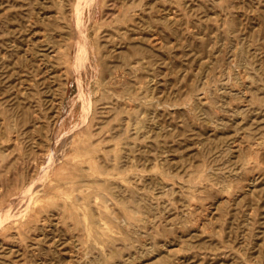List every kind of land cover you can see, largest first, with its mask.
Here are the masks:
<instances>
[{"label":"rangeland","instance_id":"1","mask_svg":"<svg viewBox=\"0 0 264 264\" xmlns=\"http://www.w3.org/2000/svg\"><path fill=\"white\" fill-rule=\"evenodd\" d=\"M35 2L0 0V264H264V0ZM33 42L58 51L39 75L22 57ZM114 45L121 52L104 61L115 82L101 87L111 76L93 47L102 55ZM63 71L71 87L59 109ZM73 136V145L82 137L106 150L119 142L118 169L105 174L121 180L59 187L58 173L104 176L102 158L81 164ZM55 157L56 166L34 165ZM36 178L42 196L28 198ZM61 195L91 200L80 222L68 219ZM105 219L125 237L86 242L85 226Z\"/></svg>","mask_w":264,"mask_h":264},{"label":"bare ground","instance_id":"2","mask_svg":"<svg viewBox=\"0 0 264 264\" xmlns=\"http://www.w3.org/2000/svg\"><path fill=\"white\" fill-rule=\"evenodd\" d=\"M8 1V0H7ZM111 2H112V0H111ZM115 2V1H114ZM114 2H113V4H114ZM130 2V0H123V4H124V6H126V4L127 3H129ZM8 3V2H7ZM36 6H35V9L37 10L38 9V7L40 6L41 7V5L43 6V4H42V2H41V0H36ZM33 6V5H32ZM111 6H113V5H111ZM34 8V7H33ZM128 11H131V9H129ZM35 16H37V12L35 11ZM34 15V14H33ZM37 18V17H36ZM84 18V17H83ZM132 20H134L133 19V17L131 18ZM84 20V19H83ZM84 23V22H83ZM85 24V23H84ZM87 25V24H86ZM15 26V25H14ZM76 27H77V25H76ZM79 27V26H78ZM81 27V26H80ZM86 27H88V26H86ZM17 28H19V27H17ZM84 28V27H83ZM78 30V28H75V30ZM81 29V28H80ZM93 29H95L94 31H98V29H100V27H95L94 28V26H93ZM88 30V29H87ZM84 31V30H83ZM76 32V31H75ZM85 32V31H84ZM83 32V33H84ZM74 33V32H73ZM78 33V32H77ZM87 33V32H86ZM75 35V34H74ZM80 35V34H79ZM77 37V36H76ZM80 37V36H79ZM81 37H82V35H81ZM87 37V36H86ZM78 39H80V38H78ZM10 40V42H13V41H15V39H9ZM75 40V39H74ZM81 40V39H80ZM79 40V41H80ZM86 40V39H85ZM87 40H88V38H87ZM161 40V39H160ZM34 41V40H33ZM8 42V41H7ZM77 41H75V43H76ZM81 42V41H80ZM88 42V41H87ZM86 42V43H87ZM34 43V47H35V51H33V52H29L28 50L25 52V54L24 55H22V57H23V59L24 60H29V59H31L32 61H33V66H34V69L32 70V71H30L31 73H36L37 72V75H39L40 73H41V71H40V69H42V66L45 68V69H47L48 68V65L46 64V62H45V60L44 59H46L47 57H54V56H56V54H58V51H57V49L55 50V49H51L49 46H47V47H45L44 49H41V47H42V45L41 44H39L38 42H33ZM80 44L81 43H79V46H80ZM118 44H119V42H118ZM76 45H77V43H76ZM84 46V45H83ZM86 46L88 47V44H86ZM86 46H85V48H86ZM90 47H91V44L89 45ZM108 47V46H107ZM80 48V47H79ZM84 48V49H85ZM122 46H119V45H114L113 47H108V49L106 50V53H103L102 55H100L99 53H98V47H93V57H94V59L96 60V61H98V64L99 65H103V67L105 68V69H107V72H108V75L109 76H111V78L108 80V81H106V78L107 77H104L103 79H101V81H98L97 83L99 84V86H101V87H105V86H107V85H109V84H113L115 81H114V79L116 78L115 77V74H116V72H117V69H116V67L115 66H113V65H111V66H108V63L107 62H105L104 61V57L105 56H112V53H114V52H121L120 50H122ZM141 48H143V46L141 47L140 46V49ZM241 48V47H240ZM16 49V48H15ZM145 49V48H144ZM142 50V49H141ZM147 50H148V48H147ZM242 50V49H241ZM148 52H150V51H148ZM147 52V53H148ZM146 53V54H147ZM15 54V53H14ZM78 55H79V57L82 55V49L80 48L79 50H78ZM77 54H76V56H78ZM22 61V60H21ZM128 62H129V64H127V66L124 68L125 70H127V71H129V72H134L135 71V69H136V67H137V61H133V62H130L129 60H128ZM45 73H47L46 74V80H49V79H52L53 78V76H51L49 73H48V71L46 70L45 71ZM63 73V76H64V79H63V81H65V84L64 83H62L63 85V95L59 98V99H57L58 100V102H57V104H58V106H59V109L63 106V103H64V100H65V97H66V95H67V93L69 92V88L71 87V78H70V75H69V71H63L62 72ZM127 73V72H126ZM28 75V74H27ZM62 76V75H61ZM82 81V80H81ZM83 82V81H82ZM110 89L111 88H109V91H110ZM104 90H107L106 88L104 89ZM108 91V92H109ZM58 92V91H57ZM111 92V91H110ZM113 92V91H112ZM111 92V93H112ZM114 93V92H113ZM15 94H16V92H15ZM54 94V93H53ZM32 95V94H31ZM113 95V94H112ZM117 96V95H116ZM22 97V96H21ZM118 97V96H117ZM120 97V96H119ZM122 98V97H121ZM52 100V99H51ZM33 101V100H32ZM47 101V100H46ZM134 101V100H133ZM39 102V101H38ZM40 103V102H39ZM120 103V102H119ZM134 103H136V102H134ZM35 104V103H34ZM127 104V103H126ZM116 105V104H115ZM35 106V105H34ZM39 106V105H38ZM112 106V105H111ZM27 107V106H26ZM107 107V106H106ZM35 108V107H34ZM121 108V107H120ZM119 108V109H120ZM107 109V108H106ZM125 109H127V108H125ZM136 109V108H135ZM102 110H104V109H102ZM114 110H115V107H114ZM114 110H113V112H114ZM15 111V110H14ZM109 111V110H108ZM116 111H119V110H116ZM125 111V110H124ZM134 111V108L132 107V108H130V109H128V112L130 113V112H133ZM111 113H112V111H110ZM87 113H89V111L88 110H85L84 111V116H83V118L82 119H84V117L86 116V114ZM98 113H100L99 111H98ZM101 114V113H100ZM105 114H107V113H105ZM116 114H117V112H116ZM53 115H55V114H53ZM112 115V114H111ZM26 116V115H25ZM113 116V115H112ZM99 117V116H98ZM136 117V116H135ZM135 117H134V119H135ZM19 119V118H18ZM81 119V120H82ZM100 119V118H99ZM128 119V118H127ZM142 119V118H141ZM104 120H106V119H104ZM143 120V119H142ZM83 122H84V120H82ZM109 121V120H108ZM144 121V120H143ZM107 123V121L105 122V124ZM22 124V123H21ZM81 124V123H80ZM87 124V123H86ZM124 124V123H123ZM30 125V124H29ZM104 125V124H103ZM120 125H122V124H120ZM96 126V125H95ZM99 126H101V125H99ZM127 126V125H126ZM134 126V125H133ZM147 126V125H146ZM143 124H142V122L140 121L139 123H138V126H137V131H139V130H141V129H143V128H145V127H143ZM34 128V127H33ZM117 128V127H116ZM124 127L122 126V129H123ZM135 128V127H134ZM133 128V129H134ZM12 129V128H11ZM115 129H113L112 131H114ZM120 130H121V126H120ZM147 130V129H146ZM69 131V130H68ZM99 131V130H98ZM132 131V130H131ZM133 131H135V130H133ZM124 132V131H123ZM127 132V131H126ZM148 132V131H147ZM72 133V132H71ZM98 133V132H97ZM118 133V132H117ZM23 134V133H22ZM69 134H70V132H69ZM107 134V133H106ZM105 134V135H106ZM135 135V134H134ZM114 136V135H113ZM4 137H5V135H4ZM71 137V136H70ZM104 137V136H103ZM118 137V136H117ZM116 137V138H117ZM144 137V136H143ZM6 138V137H5ZM15 138V137H14ZM88 138V137H87ZM102 138V137H101ZM126 138V137H125ZM129 138V137H128ZM134 138V137H133ZM136 138V137H135ZM134 138V139H135ZM68 140V139H67ZM79 141L81 142V143H83V144H78L77 143V145H73V143H74V136H73V140H72V144L71 145H73L74 147H75V149H77V146H83V150H82V152H83V154L82 155H84L86 158H84V160L81 162V164H84V163H88L89 164V169H91V168H93L94 166H96L95 165V163H96V161L98 160V158L99 159H103L104 161H105V163H103V162H101V166L99 167V166H96V169H97V171L98 172H100V173H102L104 176H100V175H95V174H93L94 172L93 171H91V174L92 175H89V176H87V175H85V177H83L82 176V178L81 179H79V176L80 175H73V176H70L69 177V179H68V177H66V176H64V174L62 175L61 173H58V175H57V172H56V177H55V179L53 180V181H56L57 183H58V186L60 187V186H62L63 184H67V185H69V184H71V186L72 187H74V186H77L76 185V182H81V181H83V182H87L88 184H95V183H97V182H105V183H107L108 181H111V180H116V179H120L121 180V177L118 175L117 176V173L116 172H111V174L113 175L111 178H109L105 173H107L110 169H112L113 171H115L116 169H118V165H117V162L120 160V156H119V152H120V149H119V142H116L115 144H113V147H112V149L111 150H106V149H104V147H102V145L101 144H99L98 143V145H94L93 143H87L85 140H84V138H80L79 139ZM99 141V140H98ZM101 141V140H100ZM99 141V142H100ZM105 142V141H104ZM133 142L135 143V141L133 140ZM67 142H64V146L62 147L63 149V153L65 154V155H67V153L65 152V151H67V149H68V146H67V144H66ZM133 143V144H134ZM63 144V143H62ZM122 144H124V143H122ZM127 145H129V144H127ZM260 145V144H259ZM124 146V145H123ZM134 146V145H133ZM237 146H239V145H237ZM261 146V145H260ZM129 147V146H128ZM240 147H242V146H240ZM110 148V147H109ZM108 148V149H109ZM260 148V147H259ZM130 149V148H129ZM236 149V148H235ZM134 150V149H133ZM233 150H234V148H233ZM237 150V149H236ZM2 151V150H1ZM109 151H111L112 152V154L110 153L109 154ZM241 151V150H240ZM8 152V151H7ZM129 152V151H128ZM2 154V153H1ZM0 154V155H1ZM102 154V155H101ZM130 154H132V153H130ZM133 157V156H132ZM34 159V161H36L35 163H34V165L36 166V167H44V166H46V165H48V166H56V164H57V161H59L58 159L59 158H57V157H55V158H52L51 160H49V162H42V161H39V159L38 158H33ZM38 160V161H37ZM110 161V162H112V165H107L106 164V161ZM123 160V159H122ZM126 160V159H125ZM130 161V160H129ZM67 162V161H66ZM124 163V162H123ZM2 164V163H1ZM29 164V163H28ZM27 164V165H28ZM80 164V165H81ZM127 164V163H126ZM6 166V165H5ZM4 166V167H5ZM127 166V165H126ZM3 167V166H2ZM124 167V166H123ZM7 168H8V165H7ZM101 168V169H100ZM128 168V167H127ZM126 168V169H127ZM6 170V169H5ZM109 173V172H108ZM87 176V177H86ZM107 176V177H106ZM124 178V177H123ZM134 178H136V177H134ZM131 179V178H130ZM134 180V179H133ZM133 180H131V181H133ZM140 180V179H139ZM52 182V181H51ZM128 182V181H127ZM32 183H34V185H35V189H34V191L33 192H29V197L28 198H39V196H42L41 194L43 193L42 192V189H40L39 187L40 186H42L43 184H42V181H40V179L39 178H36V180L34 179V181L32 182ZM29 184H31V183H29ZM33 185V186H34ZM87 185V184H86ZM85 184L83 185V187L84 186H86ZM36 186H37V189H36ZM110 186V185H109ZM114 186H116V185H114ZM133 186V185H132ZM136 186H138V185H136ZM136 186H134L135 188H136ZM251 186V185H250ZM253 186V185H252ZM32 187V186H31ZM118 187V186H117ZM145 187V186H144ZM143 187V188H144ZM64 188V187H63ZM110 188V187H109ZM119 188H120V186H119ZM126 188V187H125ZM130 189V188H129ZM120 190H122V189H119V191ZM139 190V189H138ZM46 192V195H48L49 194V190H45ZM145 191H147V189H145ZM145 191H143L144 193H145ZM83 193V192H82ZM87 193H88V191H87ZM116 193H118V194H120L119 192H116ZM123 193H124V190H123ZM144 193H143V195L142 196H144ZM147 193V192H146ZM130 194V193H129ZM24 195V194H23ZM45 195V194H44ZM125 195H126V193H125ZM62 196V199H63V201H64V203H62V204H64V206H65V209H66V215L68 216V219L70 218V219H72V220H76L77 222L79 221L80 222V218H82V216L80 217V213H83L84 214V210H86L87 209V207H88V205H90V202H91V200L89 199V198H87L86 196L87 195H82L81 196V198L83 199V202H82V204L81 205H75L73 202H74V200L72 201V199L70 198V196H64V195H61ZM92 196V195H91ZM128 196H130V195H128ZM132 196H133V194H132ZM138 196V195H137ZM140 196V195H139ZM142 196H140L141 198H142ZM72 197V196H71ZM146 197H148V196H146ZM28 198H27V200H26V203H27V207H26V211H28L29 213L30 212H36V210L37 209H34L35 208V206L37 205V204H35L33 207H32V205H31V207L28 205ZM118 198V197H117ZM123 198V197H122ZM128 199V198H127ZM135 199V198H134ZM143 199V198H142ZM147 200V199H146ZM15 201V200H14ZM109 201V200H108ZM134 201V200H133ZM141 201V200H140ZM143 201H145V200H143ZM81 202V201H80ZM111 202V201H110ZM99 203L100 202H96L95 204L98 206L99 205ZM109 203V202H108ZM142 205H144V204H142ZM113 206V205H112ZM86 207V208H85ZM39 208H41V207H39ZM114 208V207H113ZM112 208V209H113ZM117 208H119V207H117ZM135 208V207H134ZM140 208H141V206H140ZM139 208V209H140ZM146 208V206L144 207V209ZM62 209V208H61ZM118 210V209H117ZM146 210V209H145ZM51 212V211H50ZM65 212V211H64ZM145 212V211H144ZM53 213V212H52ZM103 213H104V211H103ZM123 213H125V211L123 212ZM146 213V212H145ZM34 214H36V213H34ZM55 214V213H54ZM65 214V213H64ZM97 214V213H96ZM105 214V213H104ZM133 214V213H132ZM138 214V213H137ZM59 215V214H58ZM61 215V214H60ZM110 216V215H109ZM51 217V216H50ZM53 217V216H52ZM112 217V216H111ZM145 217H147V216H145ZM149 217V216H148ZM22 218V217H21ZM28 218V217H27ZM67 218V217H66ZM102 218V217H101ZM123 218V217H122ZM137 218V217H136ZM150 218V217H149ZM148 218V219H149ZM146 219V218H145ZM144 219V220H145ZM60 220V219H59ZM99 220V219H98ZM106 220V219H105ZM139 220V219H138ZM142 220V219H141ZM45 221V220H44ZM53 221V220H52ZM123 221L125 222V223H127V224H129V225H131V224H133L134 225V223H133V217H128V216H126V217H124V219H123ZM57 222H58V220H57ZM89 222V221H88ZM109 222V221H108ZM114 222V221H113ZM3 223V222H2ZM50 223V222H49ZM107 220L105 221V222H99V223H97L96 225L95 224H93V226H91L90 228H88V227H86L84 224L82 225V226H85V230H86V242H89V241H94V242H97V243H100L101 244V246H102V244H105L104 243V241L102 240V239H99V237H102V236H106V237H115V235H117V234H120V236L122 237V238H124L125 236L123 235V234H121V233H119V232H117L116 231V229L114 228V227H111V226H108L107 224ZM137 223H139V222H137ZM140 223H141V221H140ZM143 223V222H142ZM146 223V222H145ZM43 224H44V226H47L48 224H47V222L45 221V222H43ZM66 224V223H65ZM70 224V223H69ZM91 224V223H90ZM114 225H115V223H114ZM120 225V224H119ZM118 225V226H119ZM151 225V224H150ZM2 226H4V225H2ZM50 226V225H49ZM71 226V225H70ZM79 226H81V224L79 225ZM79 226H78V228H79ZM117 226V227H118ZM123 226V225H122ZM147 226V225H146ZM146 226H144V227H146ZM19 227V226H18ZM17 227V228H18ZM136 227V226H135ZM139 227V226H138ZM141 227V226H140ZM56 228V227H55ZM59 228V227H58ZM72 228V227H71ZM81 228V227H80ZM137 228V227H136ZM147 228V227H146ZM142 230H143V228H141ZM148 229V228H147ZM44 230V229H43ZM78 230V229H77ZM134 230V229H133ZM136 230H138V228L137 229H135V231ZM57 231V230H56ZM55 231V232H56ZM81 231V230H80ZM126 231V230H125ZM21 232V231H20ZM50 233H52L51 231H50ZM126 233H127V231H126ZM135 233V232H134ZM137 233H139L138 231H137ZM136 234V233H135ZM39 235V234H38ZM52 235V234H51ZM54 235V234H53ZM77 235V234H76ZM85 235V234H84ZM128 235V234H127ZM130 236V235H129ZM136 236V235H135ZM43 237V236H42ZM58 237V236H57ZM80 237V236H79ZM120 237V238H121ZM132 238H133V236H131ZM119 238V237H118ZM80 239H82V238H80ZM115 239H116V237H115ZM128 239V238H127ZM131 239V238H130ZM134 239H136V238H134ZM22 240V239H21ZM131 241V240H130ZM55 242V241H54ZM76 242V241H75ZM105 242H107V241H105ZM111 242V241H110ZM118 242V241H117ZM133 242V241H132ZM131 242V243H132ZM77 243V242H76ZM84 243V242H83ZM115 243V242H114ZM113 243V244H114ZM130 244V243H129ZM133 244V243H132ZM131 244V245H132ZM135 244V243H134ZM136 244H137V240H136ZM59 245V244H58ZM74 245H76V244H74ZM115 245V244H114ZM113 245V246H114ZM122 245V244H121ZM138 245V244H137ZM77 247V246H76ZM127 247V245H125V247L124 248H126ZM129 247V246H128ZM131 247V246H130ZM129 247V248H130ZM138 247V246H137ZM83 248H85V247H83ZM105 248H107V247H105ZM114 248H115V246H114ZM118 248V247H117ZM117 248H115V249H117ZM53 249V248H52ZM100 249V248H99ZM131 249V248H130ZM56 250V249H55ZM71 250V249H70ZM69 250V251H70ZM80 250V249H79ZM91 250V249H90ZM94 250V249H93ZM101 250H102V248H101ZM100 250V251H101ZM112 250V249H111ZM111 250H108V251H110L111 252ZM114 250V249H113ZM80 251H84V250H80ZM88 251H89V249H88ZM104 250H102V252H103ZM118 251H119V249H118ZM26 252V251H25ZM107 252V251H106ZM113 252V251H112ZM60 253V252H59ZM72 253V252H71ZM16 254H17V252H16ZM89 254V253H88ZM109 254V253H108ZM114 253H112V255H113ZM80 255V254H79ZM87 255V254H86ZM51 256V255H50ZM75 256V255H74ZM81 256V255H80ZM108 256V255H107ZM116 256V255H115ZM132 256V255H131ZM48 257V256H47ZM61 257V256H60ZM104 257V256H103ZM109 257V256H108ZM113 257V256H112ZM78 258V257H77ZM77 258H76V260H77ZM151 258V257H150ZM54 259V258H53ZM72 259H74V258H72ZM92 259V258H91ZM105 259H107V258H105ZM104 259V263L106 262V260ZM40 260H41V258H40ZM63 260H66V259H63ZM100 260V259H99ZM54 261V260H53ZM78 261V260H77ZM83 261V260H82ZM102 261V260H101ZM108 261V260H107ZM8 262V261H7ZM11 262V261H10ZM41 262V261H40ZM153 262H154V260H153ZM152 262V263H153ZM46 263V262H45ZM65 263V262H64ZM67 263V262H66ZM71 263H73V262H71ZM93 263V262H92ZM95 263V262H94ZM99 263V262H98ZM155 263V262H154ZM153 263V264H154ZM42 264V263H41ZM63 264V263H62ZM151 264V263H150Z\"/></svg>","mask_w":264,"mask_h":264}]
</instances>
